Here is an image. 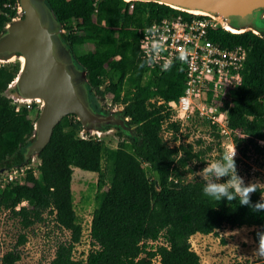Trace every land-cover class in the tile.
Masks as SVG:
<instances>
[{
    "label": "trees",
    "instance_id": "trees-1",
    "mask_svg": "<svg viewBox=\"0 0 264 264\" xmlns=\"http://www.w3.org/2000/svg\"><path fill=\"white\" fill-rule=\"evenodd\" d=\"M44 1L66 30L61 38L85 71L89 98L101 96L99 85L111 82V102L122 103L123 114L137 135L121 139L116 148L102 149L99 140L76 136L80 122L72 114L64 115L37 154L39 175L35 176L30 158L24 160L23 156L33 123L27 109L15 110L4 93L17 73L14 75L13 67L0 65V173L26 166L19 180H0V208L12 212L24 227L41 221L43 211L53 212L56 224L70 236L67 243L57 244L48 264H151L155 258L158 264H199L189 237L196 232L214 234L224 226L254 227L250 236L258 245L257 233L264 232V211L253 212L238 200L228 202L224 198L218 202L205 196L203 179L183 180V168L203 149L194 150L189 142L169 147L160 136L164 114L159 113L162 105H155L153 98L167 101L180 94V68L172 66L157 75L151 70L141 82L146 66L137 58L136 29L143 20L186 13L156 2L130 1L129 11V1L125 0ZM16 2L0 0V32L15 15ZM211 39L224 46L240 44L246 50L242 82L235 98L222 107H227L228 127L244 135L232 138L239 156L246 157L249 151L264 156V36L219 30ZM82 44L92 47L75 55L73 46ZM168 126L177 129L175 123ZM117 135L121 136L119 132ZM212 135L219 138L216 133ZM213 144L219 141L209 142L204 150H211ZM74 167L97 174L89 225L96 248L88 251L84 260L71 257L72 244L80 236L70 190ZM260 199L259 191L251 195L253 204ZM23 201L26 204L19 205ZM159 238L160 244L147 243ZM23 241L19 236L17 243ZM18 257L15 250H9L0 257V264H14Z\"/></svg>",
    "mask_w": 264,
    "mask_h": 264
},
{
    "label": "water",
    "instance_id": "water-1",
    "mask_svg": "<svg viewBox=\"0 0 264 264\" xmlns=\"http://www.w3.org/2000/svg\"><path fill=\"white\" fill-rule=\"evenodd\" d=\"M156 2L171 8H202L234 33L250 31L264 36V0H125ZM19 12L0 32V61L25 56L19 80L9 83L11 99L24 101L29 95L44 96L32 124L24 160L37 157L50 136L52 127L64 115L73 114L81 133H97L102 127L115 126L121 136L137 137L134 127L121 109L108 113L95 110L89 103L85 71L75 62L70 47L62 40L64 28L55 20L44 0H17ZM185 11V10H181ZM21 68V64L18 71ZM15 77V76H14ZM14 80V78H13Z\"/></svg>",
    "mask_w": 264,
    "mask_h": 264
},
{
    "label": "rangeland",
    "instance_id": "rangeland-1",
    "mask_svg": "<svg viewBox=\"0 0 264 264\" xmlns=\"http://www.w3.org/2000/svg\"><path fill=\"white\" fill-rule=\"evenodd\" d=\"M14 16H16V13ZM63 32H66V30ZM91 47V44L75 45L73 46V52L75 55H80ZM0 65L13 67L15 75L20 66V60L12 57L9 61H0ZM146 76L147 74H144L141 82H144ZM110 83L107 81L99 85L100 90H103L101 96L92 95L91 98L88 96L90 105L93 107L91 102L95 104L96 108L93 107L95 110L108 113L111 109L122 108L121 102L114 104L111 102L114 86L113 84L112 87L109 86ZM107 87L108 90L106 91ZM13 92L14 90H6L4 93L8 97ZM153 99L158 100L159 98L156 97ZM10 100L14 109L18 110L19 108L25 107L29 119L32 120V123L35 121L41 109L40 102L34 100L15 101L11 98ZM190 125V127L194 126L193 124ZM115 129V126L111 128L105 126L101 130H98L97 133L83 134L80 128L75 134L78 137L99 140L102 149L116 148L118 141L126 139V137L125 135L118 136ZM160 136L166 144L171 143V138L168 135L160 131ZM197 139L200 140V143H195ZM216 140L219 141V144H213L211 150H204V147L209 142L215 143ZM182 141L184 143H191L194 150L199 148L203 149V153L189 159L187 165L183 168V170H186L183 175V180L189 181L202 179L200 171L206 166L207 162L214 161L222 156L225 150L222 146L226 140L225 138L216 139L213 135H203L200 132L199 138L189 136L182 139ZM173 144L171 143V145ZM38 161L37 157H30V167L35 176L39 175L36 169ZM235 161L238 174L244 178L245 183L256 179L264 182L263 156L258 157V155H254V153L249 151L246 157H241L237 152ZM104 164L105 161L102 160L101 166L104 167ZM142 165L146 168L145 164ZM5 173V171L0 173L1 183L7 180ZM96 179L97 174L94 172L84 171L76 167L72 168L70 181L72 208L75 213V222L80 226L79 239L72 244L71 248V257L73 259L84 260L87 252L96 248V246L92 245L89 235L91 213L95 206ZM23 204L25 205L26 202L23 201L19 205ZM253 229L254 227L247 226L238 228L224 226L216 230L214 234L199 235L197 237L191 235L188 241L190 247L199 256V264H264V258L259 257L255 252L258 246L249 239L250 231ZM19 236H23L24 238L21 244L17 243ZM69 236V231L56 224L53 212L51 213L49 210L43 211L41 221L24 227L21 225L19 218L12 214V212L0 208V257L9 250H15L19 257L14 264H48L54 255L57 244L67 243ZM147 243L150 246H155L156 244L162 243V239L159 238L156 241H148ZM151 264H158L157 259H152Z\"/></svg>",
    "mask_w": 264,
    "mask_h": 264
},
{
    "label": "built area",
    "instance_id": "built-area-1",
    "mask_svg": "<svg viewBox=\"0 0 264 264\" xmlns=\"http://www.w3.org/2000/svg\"><path fill=\"white\" fill-rule=\"evenodd\" d=\"M13 8L17 14L19 12L17 2ZM127 8L129 11L132 8L130 1ZM181 12H185L186 15L177 13L163 16L157 21L143 20L136 29L137 58L144 62L145 74L151 70L156 75L159 74L162 72V65L169 60L181 71L180 94L167 101L161 98L154 99L155 105H162L159 113L164 114L160 131L168 135L171 143H174L168 144L169 147L184 144L182 139L185 137L199 138L200 132L203 135L216 133L220 139L226 140L222 147L225 149L232 147L233 135L237 137L244 135L228 127L227 107L223 108L222 105L230 104L235 98V90L242 82L246 50L240 44L224 46L219 41L211 39V35L216 31H228L217 18L208 14ZM153 40H162L163 48L159 53H151V56L149 54ZM185 49L188 60L181 63L176 58L180 51ZM171 123L177 125L176 130L168 126ZM190 124L194 126L190 127ZM25 168L26 166L20 165L5 171L6 181L19 180Z\"/></svg>",
    "mask_w": 264,
    "mask_h": 264
},
{
    "label": "clouds",
    "instance_id": "clouds-1",
    "mask_svg": "<svg viewBox=\"0 0 264 264\" xmlns=\"http://www.w3.org/2000/svg\"><path fill=\"white\" fill-rule=\"evenodd\" d=\"M162 48V40H153L149 55L159 53ZM176 59L180 60L181 63L187 62V50H181ZM172 66L173 61H166L162 65V71H170ZM236 155L234 145L226 148L219 159L207 162L206 166L200 171L201 177L205 181L203 194L218 202L224 198L228 202L238 200L239 204L249 206L253 212L264 211V182L256 179L245 183L244 178L237 171ZM257 191L260 192L261 199L253 204L251 195ZM257 236L258 247L255 252L259 257L264 258V232H258Z\"/></svg>",
    "mask_w": 264,
    "mask_h": 264
},
{
    "label": "bare ground",
    "instance_id": "bare-ground-1",
    "mask_svg": "<svg viewBox=\"0 0 264 264\" xmlns=\"http://www.w3.org/2000/svg\"><path fill=\"white\" fill-rule=\"evenodd\" d=\"M180 10H185L186 12H189V13H192V14H206L204 12V10L202 8H189V9H180ZM225 29L230 31V32H236L234 31L233 28L231 27H228L225 25ZM20 60V64H21V68L20 70L17 72L14 80L11 82L12 84L17 82L19 80V77L23 71V68H24V64H25V56H20L19 58H17ZM28 98H34V101H37V102H41L40 101V97L44 99V96H40V95H29V96H26ZM24 101H28V99L24 100Z\"/></svg>",
    "mask_w": 264,
    "mask_h": 264
},
{
    "label": "crops",
    "instance_id": "crops-1",
    "mask_svg": "<svg viewBox=\"0 0 264 264\" xmlns=\"http://www.w3.org/2000/svg\"><path fill=\"white\" fill-rule=\"evenodd\" d=\"M242 227V226H241ZM194 237H197V236H201V235H207V234H201V233H198V232H196V233H194V234H192ZM249 239L252 241V239H251V236L249 237ZM253 242V241H252ZM254 243V242H253ZM255 244V243H254ZM255 245H257V244H255ZM258 246V245H257Z\"/></svg>",
    "mask_w": 264,
    "mask_h": 264
}]
</instances>
